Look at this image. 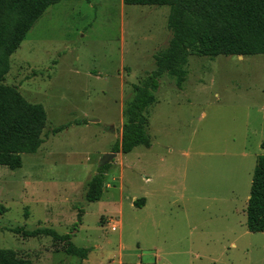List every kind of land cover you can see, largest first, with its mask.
<instances>
[{"label":"rangeland","instance_id":"rangeland-1","mask_svg":"<svg viewBox=\"0 0 264 264\" xmlns=\"http://www.w3.org/2000/svg\"><path fill=\"white\" fill-rule=\"evenodd\" d=\"M169 10L59 0L10 56L2 82L48 118L39 150L21 168L0 166V248L33 264H264V232L249 231L246 214L264 154V54L194 53L182 88L164 74L148 108L151 145L118 152L104 195L87 201L102 156L121 140L133 84L169 46ZM80 211L72 240L87 259L47 234L10 230L66 234Z\"/></svg>","mask_w":264,"mask_h":264},{"label":"trees","instance_id":"trees-1","mask_svg":"<svg viewBox=\"0 0 264 264\" xmlns=\"http://www.w3.org/2000/svg\"><path fill=\"white\" fill-rule=\"evenodd\" d=\"M59 0H0V166L16 170L23 166L22 155L35 153L44 142L47 111L40 103L29 102L15 87L4 84L10 56L20 47L37 20ZM128 5H168L167 26L172 32L169 46L155 55L156 68L142 81L133 84L134 97L124 108L126 122L114 152L127 154L139 145L149 147L148 108L156 101L160 80L168 73L179 88L188 75V58L196 53L211 58L218 55L264 54V0H123ZM264 148V140L261 143ZM111 164L99 166L88 184L86 198L99 201L104 193L106 173ZM146 197L134 201L143 207ZM247 228L264 232V154L256 158L246 208ZM82 221V212L69 233L53 228L27 229L22 225L10 230L24 236L47 234L63 241L65 251L87 259L89 248L77 246L72 238ZM0 264H33L30 258L0 248Z\"/></svg>","mask_w":264,"mask_h":264},{"label":"water","instance_id":"water-1","mask_svg":"<svg viewBox=\"0 0 264 264\" xmlns=\"http://www.w3.org/2000/svg\"><path fill=\"white\" fill-rule=\"evenodd\" d=\"M242 56V55H240ZM118 152H108V153H105L101 160H100V163L99 165L100 166H103V165H106L108 163H110L116 156H117ZM136 199H134L135 201Z\"/></svg>","mask_w":264,"mask_h":264},{"label":"crops","instance_id":"crops-1","mask_svg":"<svg viewBox=\"0 0 264 264\" xmlns=\"http://www.w3.org/2000/svg\"><path fill=\"white\" fill-rule=\"evenodd\" d=\"M126 5H128V4H125L124 1L122 0V10H123V12L125 11V6H126ZM154 6H160V5H154ZM163 6H168V5H163ZM50 7H51V6H50ZM50 7H49V8H50ZM49 8H48V9H49ZM46 11H47V10H46ZM46 11H45V12H46ZM165 12H166V11H165ZM123 14H125V12H124ZM156 14L159 15L157 10H156ZM166 14H167V12H166ZM24 40H25V39H24ZM104 192H105V190H104ZM103 195H104V193H103ZM144 197H145V196H144ZM147 203H148V198L146 197V202H145V205H144L143 207H145V206L147 205ZM137 208H139V207H137ZM141 208H142V207H141ZM82 225H83V224H82Z\"/></svg>","mask_w":264,"mask_h":264}]
</instances>
